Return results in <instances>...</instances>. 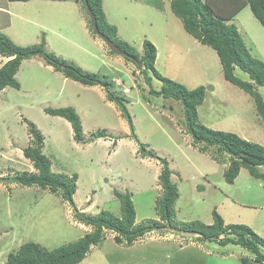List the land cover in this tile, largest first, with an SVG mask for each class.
<instances>
[{
    "label": "rangeland",
    "instance_id": "374dc122",
    "mask_svg": "<svg viewBox=\"0 0 264 264\" xmlns=\"http://www.w3.org/2000/svg\"><path fill=\"white\" fill-rule=\"evenodd\" d=\"M223 1L229 9L241 0H212L211 5ZM170 4L171 0H103V10L107 23L118 29L117 39L127 42L140 57L144 41L156 46L155 68L161 75L189 90L207 88L198 108L200 124L264 147V120L256 111L254 98L224 79L216 51L186 32ZM0 8L8 12L0 13V33L17 46L46 41V51L58 60L111 83L109 89L85 85L35 57L25 60L16 75L20 89L7 87L0 92V264H6L9 254L26 243L54 250L94 231L79 222L61 192L11 180L19 174L37 173L24 156V150L36 142L30 128L43 135L42 151L54 173L70 178L78 175L74 201L80 212L97 215L109 211L120 216L117 190L131 194L136 225L160 221L157 200L163 195L159 181L162 163L145 157L144 147L169 162L171 179L180 193L174 227L188 230L198 222L212 225L216 210L227 226H249L264 239V182L242 167L234 184L227 183L224 172L231 155L194 142L182 104L152 95L151 89L161 90L162 81L149 71V85L135 63L111 54L91 30L81 4L73 0H0ZM217 13L224 16L220 8ZM227 24L236 25L252 56L264 61V28L250 7H244ZM5 63L0 55V68ZM235 75L251 82L238 67ZM256 90L264 98V88ZM108 93L123 99L135 132ZM68 107L80 116L82 142L74 139L66 119L45 111ZM101 132L106 137L96 138ZM258 169L264 174V166ZM116 236L104 231L103 240L78 264H244L242 259L257 264L255 254L240 246L223 247L166 228L147 233L132 246L118 244Z\"/></svg>",
    "mask_w": 264,
    "mask_h": 264
},
{
    "label": "trees",
    "instance_id": "16d2710c",
    "mask_svg": "<svg viewBox=\"0 0 264 264\" xmlns=\"http://www.w3.org/2000/svg\"><path fill=\"white\" fill-rule=\"evenodd\" d=\"M9 1L28 2L30 0ZM73 1L82 5L88 15L89 25L94 34L96 33L92 26L88 7L95 15L101 33L113 41L120 49L143 64L144 68L139 70L145 74L146 82L149 85H151L152 81V77L148 76L149 71L162 81L161 90L151 89L152 95L171 98L182 104L187 129L195 143H205L206 147H216L219 151L231 155L230 165L224 172V178L227 183L234 184L242 167L248 169L252 176L264 182V174L258 169V167L264 166L263 146L249 142L237 134L214 130L199 123L198 108L205 101L206 87L201 86L194 90H189L184 85L161 75L155 68L157 48L151 41H144V54L140 57L127 42L117 39L118 29L116 26L107 23L103 10V0ZM211 1L171 0L170 6L171 11L181 19L187 33L216 51L223 67L224 79L254 98L256 111L264 120V98L256 90V87L264 88V61L252 56L236 25L227 24L244 7L249 6L253 15L264 28V0H241L239 5H234V7L229 9L226 7V1L219 5L214 4L216 7L211 5ZM219 8L224 11V16L217 13ZM45 48L46 41L33 46L21 47L17 46L9 37L0 33V55L10 58L0 68V92L7 87L20 89L16 75L25 60L35 57L44 59L47 65L53 67L55 71L61 72L66 78H71L85 85L104 84L108 89L111 87L109 81L103 82L97 78L96 74L83 72L75 66L58 60L49 54ZM109 52L114 54L111 51ZM126 59L136 64L135 60L127 57ZM237 67L249 75L251 82L243 81L235 75ZM137 68H139L138 65ZM108 99L118 106L122 116L129 123L131 131L135 132L132 115L123 99L113 93H108ZM45 111L54 117L66 119L72 126L74 139L79 142L83 141L82 122L74 108H46ZM29 132L36 142L35 146L24 150V156L33 163L37 173H23L9 179L27 187L38 186L41 189L49 190L51 193L61 192L63 199L74 209L75 217L79 222L92 226L94 231L74 243L54 250H47L32 242L26 243L16 253L9 254L6 264H78L83 261L93 245H98L103 240L104 231L106 230L117 234L115 241L118 244L125 242L126 245L132 246L135 241L147 233L164 228L170 229L171 232L177 230L179 232L196 233L199 235L197 238L200 240L216 242L223 247L229 244L240 246L255 254L254 261L257 264H264V253H262L261 249H264V239L249 226L234 224L227 226L216 210L213 211L214 222L212 225L198 222L193 224L188 230H179L174 227L172 218L176 214L175 205L180 193L177 184L171 179L172 170L165 158L148 153L144 147L142 151L145 157L157 158L162 163L159 181L163 188V195L157 200V213L160 221L136 225V210L131 194L129 192L121 193L117 190L114 193L120 200V216H116L109 211H101L97 215H88L80 212L74 201L78 175L75 174L70 178L63 174L54 173L51 170L52 163L50 159L42 151L43 135L36 128H30ZM95 136L96 138H105L106 134L101 132ZM202 151H206V149L202 148ZM242 262L244 264H253L247 259H242Z\"/></svg>",
    "mask_w": 264,
    "mask_h": 264
},
{
    "label": "water",
    "instance_id": "95a60500",
    "mask_svg": "<svg viewBox=\"0 0 264 264\" xmlns=\"http://www.w3.org/2000/svg\"><path fill=\"white\" fill-rule=\"evenodd\" d=\"M88 12H89V16H90V19L92 21V26L94 27V30H95V33L97 36H99L101 38V40L104 42V44L109 48V50L111 52H113L114 54L116 55H120V56H124L125 58H131L133 60H135L136 64L139 66V69H142L143 68V64L134 59L133 57H131L127 52H125L124 50L120 49L113 41H111L108 37H106L105 35H103L101 33V31L99 30V27H98V24H97V20H96V17L95 15L92 13V11L90 10V8L88 7ZM101 86H105L104 84H100ZM173 232L175 233H179V234H184L185 236H199L198 234L196 233H186V232H179L177 230H173Z\"/></svg>",
    "mask_w": 264,
    "mask_h": 264
},
{
    "label": "crops",
    "instance_id": "0c3cea01",
    "mask_svg": "<svg viewBox=\"0 0 264 264\" xmlns=\"http://www.w3.org/2000/svg\"><path fill=\"white\" fill-rule=\"evenodd\" d=\"M0 13L8 14L7 10L0 8ZM89 30V29H88ZM87 30V31H88ZM5 58V57H4ZM10 58H5V62L9 61Z\"/></svg>",
    "mask_w": 264,
    "mask_h": 264
}]
</instances>
